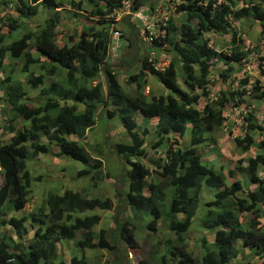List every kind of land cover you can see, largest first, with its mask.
Instances as JSON below:
<instances>
[{
    "label": "trees",
    "instance_id": "1",
    "mask_svg": "<svg viewBox=\"0 0 264 264\" xmlns=\"http://www.w3.org/2000/svg\"><path fill=\"white\" fill-rule=\"evenodd\" d=\"M125 1L129 2V13L140 9L150 20L158 10V2L163 0H0L3 9L14 5L11 10L15 13L14 18H0V28L14 33L6 39L0 34V65L5 56L20 61L22 81L30 89H37L42 100L41 105L27 108L21 101L25 94L21 82H11L6 76L0 80L4 103L12 118L27 124L22 129L8 125L6 130L14 133L8 142L0 144V227L17 235L16 241L0 237V264H61L57 261L61 240L73 241L80 250L106 251L112 255L111 264H147L142 259L128 263L122 258L131 256L133 230H137L135 226L142 227L144 217H149L144 223L149 234L155 233L160 221L163 232L174 236L173 241L161 242L163 254L152 256V264H240L248 259H238L244 250L251 260L264 264V138L256 142L249 135L255 128L260 129L249 120L251 113L247 111L242 135L234 137L233 142L241 153L255 146L257 152L252 157L242 164L239 159L225 174L213 161L201 160L206 154L201 144L206 133L211 136L223 128L222 110L264 97L259 81L264 73V0H165L172 2L173 7L166 4L165 26L159 25L158 35L152 37L148 47L137 40L140 22L129 20L130 14L110 20L112 12L120 11ZM62 6L86 16L60 24L55 13L40 22H30L27 27L23 23L39 14V10ZM254 21L261 34L256 44L262 47L252 63L258 78H238L235 88L215 92L209 83L211 66L218 60L222 62L217 76L220 83H227L233 72L230 65L243 61L250 52L243 49V33L232 24L252 25ZM110 29L121 30V38L126 41L120 44V57L113 64L105 62ZM207 32L225 40L227 49L221 55L209 46ZM129 47L135 49L131 56L123 58V50ZM151 48L169 56L161 70L147 62ZM253 51L256 52L254 48ZM125 63L128 67L134 65L136 71L126 70L122 87L115 67ZM32 65H37V76L29 70ZM99 75L103 87L94 82ZM44 78L51 79L47 87L43 85ZM148 78L154 79L161 89L156 88V93L144 91ZM68 99L79 103L81 110L67 107ZM134 114L141 117L140 133ZM103 116L118 119L124 140L114 143L112 150L117 160L128 165L122 177L112 178L113 183L118 181L112 200L88 196L105 174L101 161L79 144L93 121ZM151 120L157 138L148 144L149 148L166 144L163 160H154L153 167L141 161L146 155V126ZM168 134L170 138L166 137ZM70 135L76 141L68 140ZM173 135L184 139V148L174 147ZM40 137L46 139L44 144L38 142ZM49 146L56 148L59 156L83 166L74 178L89 179L87 187L91 189L87 195L69 190L60 195L47 193L35 211L16 218L11 213L26 208L29 192L25 161L45 153ZM202 191H207L208 196L199 200ZM204 206L199 235L186 240L193 217ZM98 212H111L112 230L95 231L101 220ZM25 222L32 233L26 241L22 238L26 235ZM114 232L122 237L110 238ZM208 232L211 239L207 238ZM161 235L158 232L157 236ZM119 240L123 241L117 244ZM196 246L200 250L194 255ZM250 259L245 264H251ZM68 264L85 262L71 257Z\"/></svg>",
    "mask_w": 264,
    "mask_h": 264
},
{
    "label": "rangeland",
    "instance_id": "2",
    "mask_svg": "<svg viewBox=\"0 0 264 264\" xmlns=\"http://www.w3.org/2000/svg\"><path fill=\"white\" fill-rule=\"evenodd\" d=\"M17 0H15L16 3ZM160 4L158 2L157 6ZM3 6V5H2ZM0 7V18L5 17L6 15L10 16L11 18L15 17V13L11 10L14 5H10V7L3 6ZM161 8V11L158 15H156L154 20H148L146 19L144 21V24H140L142 30V27H145L147 29L148 33H155L154 27H156V23L160 20V17L164 16L166 13V8L162 3L159 6ZM165 11V12H164ZM39 14H36L33 18L24 21V25L26 27L29 25L30 22H40L43 20L46 16H49L51 14H57L59 16V22L60 24L63 23H73L78 19V17L86 16L85 13L79 12L74 9H70L67 6H62L57 9H53L51 11L48 10H39ZM73 13H76L75 16H73ZM170 14L173 17L174 12L173 8L170 10ZM121 17V16H120ZM166 18V16L162 19V21ZM118 18H114L113 20H117ZM129 20H131L129 18ZM251 20V19H246ZM135 22L134 20H131ZM138 24L137 22H135ZM233 27L237 28L239 32H242V38H243V49H250V52H248L246 59L240 62L232 63L230 66L233 69V72L231 76L228 78V82L226 83H220V79L217 76V73H219L222 70V62L218 60V62L211 66V76H210V85L213 87L214 91L217 92L219 89H226L235 88V82H237L238 78H248V81L253 80L254 78H258V72L257 69L252 68V63H254L253 58H255L258 54L261 53L262 47L261 45H257L256 41L258 40V37L261 36V34L258 31L257 22H253L252 25H247L245 23H239L235 22L232 24ZM22 30V28H20ZM143 28V30H145ZM21 32V31H20ZM0 34L2 35L3 39L8 37H13L14 33H7L5 28H0ZM138 33L137 40H140ZM145 35V31H144ZM205 36L208 37V44L211 48L214 49V51H217L219 54L220 52L223 53L226 51V46L224 45V39L214 35V33L207 32L205 33ZM57 37V36H56ZM8 40V39H7ZM4 40V41H7ZM120 44L126 43L125 40H122V38L119 40ZM141 42H145L143 39ZM144 44V43H143ZM148 47V46H147ZM164 48V47H162ZM253 48L256 50L253 51ZM121 49V48H120ZM133 49L129 47L127 50H123V58L127 56H131V53L133 52ZM257 53V54H256ZM221 55V54H220ZM152 59L154 60V63H156L157 67H164L167 65L169 61V56L163 52L160 51V53H156L154 50H152ZM221 57V56H220ZM111 59L109 56L107 57L106 61H108L110 64H113L110 61ZM230 63H227L228 65ZM21 63L20 61H15L7 56H5L1 62L0 65V79H2L4 76H9V79L11 81H18L23 77V74L20 70ZM114 67V66H113ZM125 69H135L134 65H130L129 68L127 64L125 63L123 65ZM31 72L34 75L38 74L37 65H32L30 67ZM239 70L237 73L235 71ZM117 78L122 87H125V79H126V70L124 69L117 70ZM232 81V82H229ZM95 83L99 82L103 87V78L102 76H98L97 79L94 80ZM150 83V84H149ZM158 87L161 89V87L158 85ZM154 82V79L152 81L151 78H148L145 81V84L143 85V89L146 92L150 93H156L158 88ZM158 88V89H159ZM163 90V89H162ZM164 91V90H163ZM161 91V94L164 92ZM36 92H34L31 89L26 88V94L25 97L21 100L23 104L26 105L27 108H35L39 101L37 100L36 95H34ZM214 95V93H211ZM210 94V95H211ZM264 98V97H263ZM201 102V101H200ZM199 102V103H200ZM246 103V107H244V104L240 105L238 108L239 112L233 111H224L225 115H227L230 121L228 122V127L231 129L230 134L236 135L240 133V125L243 127V124L239 122V120H243L242 113H245L246 110L251 111L253 117V120L256 122L255 124L262 126L260 129L256 128L252 132L257 139H261L264 137V99L260 100H250ZM65 105L69 107L70 105L74 107V110H80L81 106H78L75 104V101L73 99H69L65 101ZM100 115V114H99ZM101 116V115H100ZM3 119V121H0V144L4 142H8L9 139H11L12 134L14 132L7 131L8 125H11L15 128V126H19L21 129L27 124L25 122L18 120H15L12 118L11 113L8 109V107L4 104V98L0 89V119ZM141 117L138 114H134L135 122L138 124L137 132L140 133L142 129V122ZM153 120L150 121V123L146 126V129L148 131V134L146 137V145H145V153L146 155L141 159V161L146 164V166H152L154 160L159 159L163 160L166 144L163 143L159 147L155 149H150L148 144L154 141L157 136L153 133ZM141 122V123H140ZM118 119L114 116L111 119H107L104 116L102 118H97V121H93V126L91 130H88L85 135V139L79 142V144L86 150V152L94 158H97L102 163V170L105 174L103 177V180L98 183V185L93 188L92 190H89L91 188L87 187V182L90 183V180L87 178H74L76 171L83 168L82 165L73 162L71 160L65 159L62 156H59L57 154L58 150L52 146H49L47 151L45 153L36 154L32 157H29L25 161V168L29 173V195L26 197V200L31 201L32 203H35V205H32V203H27L26 208H24L22 211H17L15 213H11L14 215V217L18 218L22 215L27 217V215L32 212L30 209L36 206H39V204L44 200V195L47 193L54 194L55 192H59L61 190H69V191H76L80 192L83 191L84 193L88 192L89 197H105L109 198L110 200L113 199V189H117L118 187L114 185H118V181L115 183L112 182V178L119 179L122 177L123 171L128 168V165L124 161L117 160L116 156L114 155V152L112 150V145L116 142L124 140V135L122 132V127L120 124H118ZM6 130V132H5ZM225 132V131H224ZM224 132H217L212 134L211 136L209 133H206L205 138L202 141V150L203 153H206L201 158L202 161H213L218 166H221L223 173L225 174L228 169H231L234 164L237 163L239 159H241L240 164L244 163L247 159L246 157H249L250 155H253L254 152L257 151L255 147L251 149L249 153H241V151L234 147L233 142L228 139L223 133ZM166 137L170 138V134L166 135ZM175 138V144L174 147H179L180 149L184 148L185 145L184 139L186 141V144L188 143V137L187 134H185L184 139L177 138L176 135H173ZM70 139H75L74 136H69ZM210 139H213L212 143L210 142ZM46 139L44 137H40L38 139L39 143L44 144ZM172 143V142H171ZM153 167V166H152ZM156 169V168H155ZM264 178V175L262 176ZM105 178V179H104ZM156 182L158 181V178H154ZM113 183V184H112ZM0 185H1V178H0ZM121 186V185H120ZM205 190V189H204ZM213 190H210L209 192H212ZM144 192H147L146 189H144ZM167 193V192H166ZM59 194V193H58ZM87 196V197H88ZM208 196L207 191H202L199 195V200H203ZM115 206V202L113 204ZM204 208H198L194 220L192 219L191 228L188 234L185 235L186 240H189V238H194L193 236H198L200 233L199 228V218L204 213ZM35 211V210H34ZM101 216V221L95 226V231L98 229H105V230H112L113 225L110 220V214L111 212H98ZM181 217V216H178ZM149 219V217H144L142 220V227L141 226H135L137 230H133V248H131V256L128 258L125 256H121L123 258V261H126L128 263H133L137 261V259L145 260L147 264H152V256L158 257L161 254H163V246L162 241L164 239H169L171 241L174 240V236L172 234H167L166 232H163L162 224L161 222H157L156 225V231L155 233L149 234L144 228V223ZM24 227L26 229V235H24L22 238L23 240H28L31 237V230L27 222L24 223ZM128 229L130 227L128 226ZM158 232H162L161 236H157ZM112 237L110 238H121L122 235H120L118 232L112 233ZM5 236L9 237L11 240L16 241L17 235L13 233L9 228L0 227V237ZM118 238V239H119ZM207 238L211 239V233H207ZM123 241V240H122ZM121 240L117 241L118 243L122 242ZM123 245V244H122ZM57 261H60L61 264H68L69 259L74 256L77 260L80 259V257H83V260H85L86 264H111L112 263V255L106 251L103 250H85L80 253V250H77L72 241L62 240L57 245ZM199 247H195V253H198ZM124 253V252H122ZM248 252L246 250L242 251L240 256H238V259H250L248 256ZM241 262L240 264H245V262L248 260ZM236 263V261H235ZM251 264H258L259 260H251ZM155 264V262L153 263Z\"/></svg>",
    "mask_w": 264,
    "mask_h": 264
},
{
    "label": "clouds",
    "instance_id": "3",
    "mask_svg": "<svg viewBox=\"0 0 264 264\" xmlns=\"http://www.w3.org/2000/svg\"><path fill=\"white\" fill-rule=\"evenodd\" d=\"M160 2V4L162 3V5H164V7L166 8V4L167 3H169L172 7H173V5H172V2H169V1H165V0H163V1H159ZM175 2L177 3L178 1L177 0H175ZM160 4L157 6L158 7V10L157 11H155L153 14H152V16L151 17H149V19L151 20H154L153 18H155L156 17V15H158L159 13H160V11H161V8L159 7L160 6ZM140 10V9H139ZM118 12H120V11H118ZM115 11L114 12H112V14L110 15V20L111 21H113V19L114 18H118L120 15H118V16H115ZM122 14H130V13H122ZM165 17V15L164 16H162V17H160V20L156 23V27H154V29H155V33H148L147 32V29H145V27H142V30L140 29V33L141 34H139V37H140V39H141V41H142V39L145 41V42H143L144 44H146L147 46L148 45H150L151 44V41H149V38L151 37H156L158 34H157V29H158V27H159V25H163V26H165V21H166V18L162 21V19ZM130 19L131 20H134L135 22H137V23H139L140 21H138V20H136V19H132L131 18V14H130ZM147 19V18H146ZM151 20V21H152ZM140 24L142 25V24H144V23H141L140 22ZM2 28H5V27H2ZM140 28H141V26H140ZM143 28L145 29V30H143ZM114 31H118L120 34H119V37H118V40H117V42H116V47H115V56L114 57H111V54H109V43H110V37H111V35H112V33L114 32ZM144 31H145V35H144ZM121 30H118V29H110V31H109V41H108V45H107V53H106V58H105V62L106 63H109L108 61H106V59H107V57L109 56V58L111 59L110 61L112 62V60H113V63L114 62H116L117 60H118V58L120 57V52H121V45H120V39H121ZM153 39V38H152ZM5 42H7V41H5ZM122 43V42H121ZM152 50H153V48H151ZM217 52V51H216ZM152 51H150L149 53H148V60H147V62L151 65V66H153L154 67V69L155 70H161L162 68H164V67H162V68H160V67H157L156 66V63H154V60L152 59ZM110 64V63H109ZM31 67V66H30ZM116 68V70H118V69H120V70H122V69H124V71L125 70H128V69H125L123 66H121V67H119V66H116L115 67ZM129 68V67H128ZM20 70H21V67H20ZM29 70L31 71V69L29 68ZM133 71H136V69H132ZM38 73H39V71H38ZM34 75V74H33ZM38 75V74H37ZM37 75H34V76H37ZM259 75V74H258ZM257 75V76H258ZM100 76V75H99ZM102 76V75H101ZM261 79L259 80V81H261V85L263 86V89H264V73L262 74L261 73ZM8 78H9V76H7ZM4 78V77H3ZM2 78V79H3ZM24 78V76L23 77H21V79L20 80H18V81H20L21 82V86H22V89H23V91H24V93L26 94V88H28V89H30L25 83H24V81H22V79ZM1 80V79H0ZM9 81H11L10 79H9ZM50 81H51V79L50 78H44V80H43V85H44V87H47L48 85H49V83H50ZM117 81H118V78H117ZM11 82H16V81H11ZM118 83H119V81H118ZM120 84V83H119ZM0 89H1V87H0ZM31 90H33L34 92H36L34 95H36V97H37V100L39 101V104L37 105V106H39V105H41L42 104V100H39L40 98H39V96H38V90L37 89H31ZM2 92V91H1ZM25 94H24V97H25ZM3 95V94H2ZM4 98V97H3ZM261 99H264V98H261ZM69 100V99H68ZM253 100H260V99H253ZM67 101V100H66ZM75 101V100H74ZM5 104V103H4ZM75 104H77L78 106H80V104L79 103H77L76 101H75ZM244 104V107H246V103H243ZM6 105V104H5ZM240 105H242V104H239V106L237 107V108H235V107H233V108H231V109H228L227 107L226 108H224L223 110H222V113H221V115H222V117H223V121H222V126H223V128H222V130L220 131V132H224L223 134L228 138V139H230L232 142H233V138L234 137H236V136H240V135H242V128H244L245 127V119H244V117L245 116H247V111L248 110H246L245 111V113H243L242 111H241V113H242V117H243V120H239V122L241 123V124H243V127L240 125V133L239 134H236L235 136L234 135H232V134H230V132H231V129H229V128H227L228 127V122L227 121H230V119H226V118H228L227 117V115H225V112L224 111H229V112H233V111H238L239 112V110H238V108L240 107ZM7 106V105H6ZM36 106V107H37ZM71 106V105H70ZM8 107V109H9V111H10V108H9V106H7ZM81 110V109H80ZM80 110H76V111H80ZM250 113H251V111H249ZM250 119L249 120H252L254 123H256L254 120H253V115H252V113H251V115H250ZM141 119V118H140ZM227 120V121H226ZM0 121H3V119L1 118L0 119ZM258 125V124H257ZM259 126V125H258ZM260 127H262V126H260ZM256 129V128H255ZM259 129V128H258ZM228 133V134H227ZM251 134V137L253 138V140L254 141H259V140H262L264 137H262L261 139L259 138V139H257V137L253 134V133H251V132H249V135ZM86 135V134H85ZM231 135V136H230ZM70 136H73V135H70ZM75 137V136H74ZM87 137V136H86ZM85 137V138H86ZM84 138V139H85ZM67 139L68 140H73V141H76V138L75 139H70L69 138V136L67 137ZM80 141H82V140H80ZM79 141V142H80ZM233 144H234V142H233ZM253 147H255V146H253ZM251 149H253V148H251ZM251 149L248 151V152H246V154L247 153H249L250 151H251ZM257 152V151H256ZM256 152H254V153H256ZM253 153V154H254ZM253 155H250L249 157H252ZM94 158V157H93ZM246 158H248V157H246ZM97 159V158H96ZM102 172H103V170H102ZM75 177V176H74ZM74 177H72V179L71 180H73L74 179ZM88 183V182H87ZM63 191H66V190H61V191H59V192H55L54 194H56V195H60ZM59 193V194H58ZM28 195H29V193H28ZM45 196L46 195H44V199H45ZM43 201V200H42ZM32 203V200L31 201H27L26 200V205H27V203ZM32 205H35V203H32ZM36 208H38V206H36V207H34L33 206V208L32 209H30L31 211H34V210H36ZM22 211V210H21ZM181 217H178V219H180ZM101 221V220H100ZM99 221V222H100ZM102 229V228H101ZM99 230V229H98ZM97 231V230H96ZM62 241V240H61ZM60 241V242H61ZM68 241V240H67ZM73 242V241H72ZM74 245V244H73ZM77 249V248H76ZM77 250H80V249H77ZM86 250V249H85ZM85 250H80V253L81 252H83V251H85ZM94 250V249H93ZM72 257H74V256H72ZM75 259H76V257H74ZM80 258H82L83 259V257L81 256ZM77 260V259H76ZM80 260V259H79ZM78 260V261H79ZM84 262H85V260H84ZM86 264V263H85Z\"/></svg>",
    "mask_w": 264,
    "mask_h": 264
},
{
    "label": "built area",
    "instance_id": "4",
    "mask_svg": "<svg viewBox=\"0 0 264 264\" xmlns=\"http://www.w3.org/2000/svg\"><path fill=\"white\" fill-rule=\"evenodd\" d=\"M122 10V11H121ZM121 10L120 12L115 11V16H118L122 13H129V2L125 1L122 3L121 5ZM131 14V18L132 19H136L138 21H140L141 23H144V21L146 20V16L143 14L142 10H137L135 12L130 13ZM119 32L118 31H114L110 37V43H109V54H111V57L115 56V47H116V42L118 40L119 37ZM152 38H149V41H151Z\"/></svg>",
    "mask_w": 264,
    "mask_h": 264
}]
</instances>
